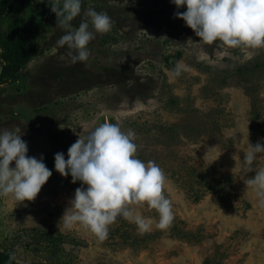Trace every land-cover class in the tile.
<instances>
[{
	"label": "rangeland",
	"instance_id": "1",
	"mask_svg": "<svg viewBox=\"0 0 264 264\" xmlns=\"http://www.w3.org/2000/svg\"><path fill=\"white\" fill-rule=\"evenodd\" d=\"M87 7L114 21L90 41L87 61L72 63L55 43L63 30L54 16L29 35L37 50L21 77L0 84V128L19 126L27 154L43 153L52 170L34 200L0 196V249L26 264H264V203L247 189L254 172L239 164L243 133L253 144L264 138V47L200 41L172 0H82ZM17 14L35 15L24 7L1 17L0 32ZM178 60L187 70L174 77ZM104 121L133 130L137 155L163 168L167 228L146 202L136 207L153 218L148 230L118 216L104 241L60 221L82 182L57 171L54 154L67 159L79 135ZM254 164L264 167V153Z\"/></svg>",
	"mask_w": 264,
	"mask_h": 264
},
{
	"label": "clouds",
	"instance_id": "2",
	"mask_svg": "<svg viewBox=\"0 0 264 264\" xmlns=\"http://www.w3.org/2000/svg\"><path fill=\"white\" fill-rule=\"evenodd\" d=\"M172 3L177 6L174 15L183 18L204 43L264 47V0H172ZM49 5L63 30L55 43L67 47L72 63L87 61L90 41L96 33L111 30L112 18L94 7L82 10V0H52ZM185 5L186 10L180 11ZM78 15L81 21L76 26L73 20ZM186 70V65L178 60L170 73L175 77ZM135 135L131 129H122L119 122L104 121L86 135H79L68 147L67 159L63 151L54 154L55 169L64 176L71 174L73 182H82L60 219L65 228L79 224L98 241H104L109 225L122 216L135 222L143 232L153 224V218L144 216L136 207L145 202L159 214L157 228L165 229L172 223L173 204L164 192L166 174L158 162L137 155ZM239 144L245 153L243 161L239 160L242 174L254 172L246 179L247 189L251 187L264 203V167L253 171L258 154L264 153V138L253 144L248 137L245 141L243 133ZM28 151L19 126L0 128V196L11 194L19 202L34 200L52 175L43 153L37 158L28 155ZM13 161L15 164L11 166Z\"/></svg>",
	"mask_w": 264,
	"mask_h": 264
},
{
	"label": "trees",
	"instance_id": "3",
	"mask_svg": "<svg viewBox=\"0 0 264 264\" xmlns=\"http://www.w3.org/2000/svg\"><path fill=\"white\" fill-rule=\"evenodd\" d=\"M52 0H0V18L29 7L35 15H16L5 32H0V84L17 80L36 53V46L28 42L29 35L37 34L56 14L51 10ZM0 264H26L16 259L8 249H0Z\"/></svg>",
	"mask_w": 264,
	"mask_h": 264
}]
</instances>
